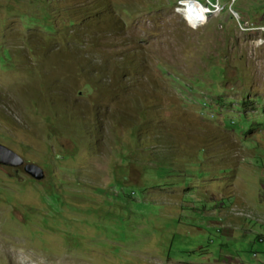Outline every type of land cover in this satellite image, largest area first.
Returning <instances> with one entry per match:
<instances>
[{
	"label": "rangeland",
	"instance_id": "rangeland-1",
	"mask_svg": "<svg viewBox=\"0 0 264 264\" xmlns=\"http://www.w3.org/2000/svg\"><path fill=\"white\" fill-rule=\"evenodd\" d=\"M198 1L0 0V264H264V0Z\"/></svg>",
	"mask_w": 264,
	"mask_h": 264
},
{
	"label": "water",
	"instance_id": "water-1",
	"mask_svg": "<svg viewBox=\"0 0 264 264\" xmlns=\"http://www.w3.org/2000/svg\"><path fill=\"white\" fill-rule=\"evenodd\" d=\"M187 1V0H185ZM25 163L23 157L9 146L0 143V164L18 167L24 165V170L36 178L43 176V168L36 163Z\"/></svg>",
	"mask_w": 264,
	"mask_h": 264
},
{
	"label": "bare ground",
	"instance_id": "bare-ground-1",
	"mask_svg": "<svg viewBox=\"0 0 264 264\" xmlns=\"http://www.w3.org/2000/svg\"><path fill=\"white\" fill-rule=\"evenodd\" d=\"M187 1H190V0H187ZM187 1H185V2H187ZM197 3H199V2H197ZM183 9H184V13L186 14L187 19L190 21L192 26L198 27V26L203 24L204 19H205L204 18L205 10H199L197 7L190 5V4Z\"/></svg>",
	"mask_w": 264,
	"mask_h": 264
},
{
	"label": "trees",
	"instance_id": "trees-1",
	"mask_svg": "<svg viewBox=\"0 0 264 264\" xmlns=\"http://www.w3.org/2000/svg\"><path fill=\"white\" fill-rule=\"evenodd\" d=\"M49 27H51V26H49ZM3 52H4L3 54H5L6 57H10V52L8 50L5 49ZM2 59H4L3 55H2ZM101 70L104 72L103 74H105V75L107 74V71L105 69H101Z\"/></svg>",
	"mask_w": 264,
	"mask_h": 264
},
{
	"label": "clouds",
	"instance_id": "clouds-1",
	"mask_svg": "<svg viewBox=\"0 0 264 264\" xmlns=\"http://www.w3.org/2000/svg\"><path fill=\"white\" fill-rule=\"evenodd\" d=\"M193 1H195V2L197 1V2L201 3V2H200V1H198V0H193ZM201 4H202V3H201Z\"/></svg>",
	"mask_w": 264,
	"mask_h": 264
},
{
	"label": "built area",
	"instance_id": "built-area-1",
	"mask_svg": "<svg viewBox=\"0 0 264 264\" xmlns=\"http://www.w3.org/2000/svg\"><path fill=\"white\" fill-rule=\"evenodd\" d=\"M220 0H216V2L218 3Z\"/></svg>",
	"mask_w": 264,
	"mask_h": 264
}]
</instances>
